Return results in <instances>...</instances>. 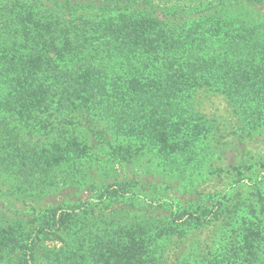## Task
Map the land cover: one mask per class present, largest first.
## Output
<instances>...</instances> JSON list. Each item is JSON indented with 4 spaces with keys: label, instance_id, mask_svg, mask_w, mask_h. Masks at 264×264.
<instances>
[{
    "label": "trees",
    "instance_id": "16d2710c",
    "mask_svg": "<svg viewBox=\"0 0 264 264\" xmlns=\"http://www.w3.org/2000/svg\"><path fill=\"white\" fill-rule=\"evenodd\" d=\"M155 1L90 0L100 4V20L79 18L83 27L63 38L59 14L0 0L1 176L50 179L46 164L85 158V146L63 129L92 111L94 127L107 134L148 142L167 158L186 147L195 154L211 134L210 119L193 104L201 89L228 100L249 131L256 121L264 126V0H167L162 19ZM107 179L93 208L52 207L34 216L28 233L0 225V264H264L256 202L184 212L167 202L161 213L137 216L122 207L136 186L109 172ZM256 196L264 208V189ZM218 224L215 242L192 240ZM48 240L62 245L48 253Z\"/></svg>",
    "mask_w": 264,
    "mask_h": 264
},
{
    "label": "rangeland",
    "instance_id": "374dc122",
    "mask_svg": "<svg viewBox=\"0 0 264 264\" xmlns=\"http://www.w3.org/2000/svg\"><path fill=\"white\" fill-rule=\"evenodd\" d=\"M28 1L41 11L47 9L54 15L59 14L57 35L63 38H70L71 32L83 27L80 26L82 20L98 22L101 18L97 10L100 4L94 5L88 2L90 0H83L81 4H77L81 0ZM161 3L166 4L167 0L155 1L159 8H152L159 19L163 18ZM79 18L82 20L78 21ZM193 104L201 115L210 119L207 126L211 127V134L195 149V154L191 149L186 151V147L183 155L175 151L169 158L148 142L123 140L113 132L107 134L102 124L94 127V111L88 116L87 113L76 114L75 119L66 121L63 131L67 130L66 137L76 138L82 143L81 147L85 146L87 156L76 163L74 158H67L64 163L46 164L43 170H48L50 179L41 176L42 179L32 182L26 172L17 183L12 177L0 175V225L8 224L18 233H28L34 216L52 207L64 208L72 203L93 208L103 196L100 188L103 180H108V172L113 180L136 186L133 194H125L126 204L122 207L137 216L144 210L161 213V207L167 202H173L178 212L186 208L210 211L243 199L256 202V211L264 215L256 196V192L264 189V126L261 121H256L255 128L249 131L233 113L228 100L210 89L199 90ZM191 110V106H184V111ZM144 121L147 122L145 118ZM52 125L57 129L60 126L53 120ZM105 134L109 136L108 143L102 140ZM220 228L218 224L194 232L192 240L215 242ZM191 242L182 247H187L183 250L185 254L193 247ZM61 245L58 240H48L42 247L49 253ZM184 260L192 261V258L188 255Z\"/></svg>",
    "mask_w": 264,
    "mask_h": 264
}]
</instances>
